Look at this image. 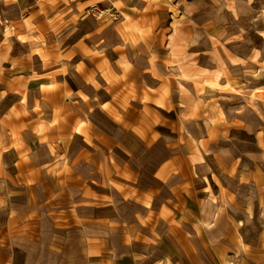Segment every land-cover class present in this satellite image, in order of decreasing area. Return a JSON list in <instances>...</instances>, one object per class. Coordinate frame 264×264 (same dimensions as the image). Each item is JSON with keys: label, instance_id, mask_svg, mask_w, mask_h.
<instances>
[{"label": "rangeland", "instance_id": "rangeland-1", "mask_svg": "<svg viewBox=\"0 0 264 264\" xmlns=\"http://www.w3.org/2000/svg\"><path fill=\"white\" fill-rule=\"evenodd\" d=\"M26 5L0 0V264H76L79 226L81 257L108 263L106 238L91 239L102 260L83 239L112 222L131 242L114 264H264V0H98L65 14L45 0L67 46ZM145 169L154 195L173 171L180 181L169 204L133 210ZM113 183L118 219L99 224L113 214L100 206L75 224L71 188L102 200Z\"/></svg>", "mask_w": 264, "mask_h": 264}, {"label": "crops", "instance_id": "crops-1", "mask_svg": "<svg viewBox=\"0 0 264 264\" xmlns=\"http://www.w3.org/2000/svg\"><path fill=\"white\" fill-rule=\"evenodd\" d=\"M45 0H16L17 4L19 6H27L26 3L29 2L31 3V5L28 6V14H29V18H39V19H43L45 16L42 12L44 11L43 9V5L42 3H44ZM49 1H55L58 2L60 4L59 8L57 10H59V13L65 14L68 11L67 10H71L72 9V4L75 3L76 5H80V6H87L92 4L93 2H96L98 0H49ZM30 7V8H29ZM27 9V7H26ZM47 15L46 20H49L48 23L49 25L47 27H50L47 29L46 31V37L48 39H52V34L54 35H58V37H56L57 39L60 38V40H62V42L67 46L70 43V40H68L67 38H69L71 36V30L67 29L66 31H64L63 33L60 32H54V30L52 31L53 28H51V20H52V15L53 12H51V9H47ZM27 14V15H28ZM67 17V16H66ZM85 19H87L90 22V18L88 15H85L84 17ZM86 34H90V35H95L97 36L100 33V30L98 28H91V30L86 29L85 30ZM101 42V41H100ZM52 43V42H50ZM56 44H54V48H58L57 46H55ZM152 76V75H151ZM155 78L152 76V79ZM155 80H158L157 78H155ZM147 83V82H146ZM256 173H255V178H256V193L258 195V200H260L259 202H263L264 204V160H262L261 162V158H260V151L258 150L256 153ZM167 160H164V162L162 163V165H164L166 163ZM143 175L144 176V180L141 183H138V178L135 179V183L133 184L134 187H136L139 192L141 194H143L144 196L138 199H130L129 197H125V195L123 194V190L120 189V187H116V185L114 184L113 187L111 189H109V193L107 196V199H99V198H94V197H90L89 195L84 194V191L81 189L79 190V192H77V189L71 188L70 192H71V200L72 203L70 204V207L72 208V212L70 214V216L72 217V221L75 224H78L81 222V224H87V225H91L95 222V219L93 220V218H95V212L97 210V208H99L100 206L102 207H109L108 209L111 210L113 212L112 216H107V219H99L97 222L101 225H104V220H108L111 221L112 219H118L120 212L119 209L121 207V200L126 198L125 201H127V204H130L131 207H133V210H138L141 207L145 208V211H149L152 210L153 207L158 204L160 197H161V203L162 204H169V195L171 194V188L174 187V185H177L180 181V172L177 171H173L172 173H170L166 180L163 181L164 183L166 182V186L165 184L162 185V191H164V195L162 193H156L155 195L153 194V174L152 171L145 169L143 171V173L138 172L137 173V177ZM243 184H245V182H243ZM176 187V186H175ZM245 189V187H243V190ZM146 193H149V196H146ZM244 196H242L243 198ZM118 198L119 200V204L117 205L115 203V199ZM119 215H118V213ZM47 219L44 221V223L46 224ZM109 224V222L107 223ZM113 225V234L112 237H110L111 234H104V233H91L88 234L90 231H92L89 226H87V228L85 229V231H87V235L84 237L83 242H84V246L86 248V252L89 255L92 256H96L97 259L102 260V255L98 253H96V249L94 248L93 245H91V239L92 238H106L110 247V261L108 263H103V264H114L115 261H117L118 259L121 258L120 254L118 256V258L115 257V252L116 250L123 251V256H127L125 250L127 251V248L130 247V244H126L123 245L121 243V240H119L118 238H116L117 233H114V228H115V223L112 222L111 223ZM141 225V223H140ZM99 226V225H98ZM110 227V225L108 226ZM84 228L79 226L76 227L75 229H70L71 232V240L69 242L70 245H72V250L74 252L75 257V261L76 264H91L90 260L88 259L86 262L84 260V258L81 257V247L79 245L78 242V236L80 231H82V229ZM138 232V231H137ZM136 232V233H137ZM118 235V234H117ZM143 242V244L145 245H149V243L147 241H141V243ZM125 249V250H124ZM98 252V251H97ZM90 256V257H92ZM132 256H134V254H132Z\"/></svg>", "mask_w": 264, "mask_h": 264}, {"label": "built area", "instance_id": "built-area-1", "mask_svg": "<svg viewBox=\"0 0 264 264\" xmlns=\"http://www.w3.org/2000/svg\"><path fill=\"white\" fill-rule=\"evenodd\" d=\"M94 7V10L95 9H97V6L95 5V6H93ZM98 10V9H97ZM113 17H117V16H119V13L118 12H114V13H112L111 14Z\"/></svg>", "mask_w": 264, "mask_h": 264}]
</instances>
